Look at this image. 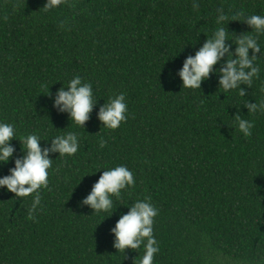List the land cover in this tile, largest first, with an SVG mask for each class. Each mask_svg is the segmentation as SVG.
Returning <instances> with one entry per match:
<instances>
[{
	"label": "trees",
	"instance_id": "obj_1",
	"mask_svg": "<svg viewBox=\"0 0 264 264\" xmlns=\"http://www.w3.org/2000/svg\"><path fill=\"white\" fill-rule=\"evenodd\" d=\"M45 3L0 0V122L15 125L14 158L31 133L47 148L74 132L80 147L50 153L48 186L31 216L36 193L0 189V264H133L143 245L117 251L110 229L145 198L158 209L153 264H264V112L244 107L264 101V34L243 22L264 15V0H67L50 11ZM218 9L233 48L241 35L261 47L246 97L218 88L216 76L186 89L177 75L218 27ZM76 75L97 101L84 128L53 106ZM120 93L127 119L111 130L98 113ZM237 111L253 124L250 136ZM119 165L135 184L112 197L109 212L83 205L102 172ZM12 167L0 165V177Z\"/></svg>",
	"mask_w": 264,
	"mask_h": 264
},
{
	"label": "clouds",
	"instance_id": "obj_2",
	"mask_svg": "<svg viewBox=\"0 0 264 264\" xmlns=\"http://www.w3.org/2000/svg\"><path fill=\"white\" fill-rule=\"evenodd\" d=\"M66 2L67 0H46L43 7L50 11ZM193 6L198 7L195 0ZM217 12L218 27L194 55L184 59L177 75L182 81V87L186 89H201L203 82L216 76L218 88L224 92L236 90L239 96L246 97L243 86L250 88L253 80L259 78L261 69L256 61L260 57L257 53H261V47L252 35H241L237 36L233 48V45L228 43L232 40L222 26L229 17L222 9H218ZM243 22L251 28L250 32L264 34V15L253 14L247 16ZM60 26L63 27L64 23L61 22ZM50 95L49 91L48 96ZM96 103L97 101L93 99L92 84L83 82L82 78L76 75L68 81L66 87L62 86L57 90L53 106L60 112H67L75 125L84 128ZM244 107L248 113L264 112V101L260 103L248 101ZM126 113L125 95L120 93L109 98L100 109L98 119L103 123V127L115 130L127 119ZM233 117L239 131L245 136H250L253 124L242 118L238 111ZM15 137V125L0 122V165L14 160V167L9 169L10 174L0 177V189H6L17 197H28L36 193L29 210L31 216L41 202L38 190L48 186V170L53 160L50 153H58V156L75 155L80 147L79 138L74 132L56 135L51 139L49 147L42 148L43 140L38 134H27L19 139L22 155L14 158L16 149L11 141L16 139ZM134 184L132 171L124 165L104 170L82 204L89 206L93 212H109L113 208L112 197L119 198L121 190ZM127 208V213L120 215L115 226L110 229L113 247L125 253L128 249H139L143 245V256L138 261L135 257L133 264H153L154 255L160 251L158 241L153 235L154 217L158 215V209L151 203L150 198L137 200ZM114 212L111 211L109 217Z\"/></svg>",
	"mask_w": 264,
	"mask_h": 264
}]
</instances>
